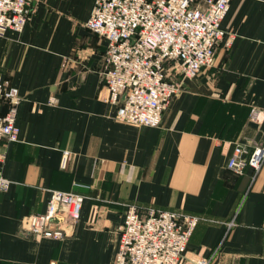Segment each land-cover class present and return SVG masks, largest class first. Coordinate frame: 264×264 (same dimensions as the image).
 <instances>
[{"label":"crops","instance_id":"1","mask_svg":"<svg viewBox=\"0 0 264 264\" xmlns=\"http://www.w3.org/2000/svg\"><path fill=\"white\" fill-rule=\"evenodd\" d=\"M34 4L22 32L0 33V74L21 97L19 139L3 146L0 164L12 180L0 194V264H112L131 204L142 215L197 216L188 257L264 264V162L256 173L227 168L234 144L251 147L264 130L249 119L252 106L264 109V0L230 1L212 64L182 80L156 127L116 117L104 75L107 39L86 26L95 0ZM8 107L0 99V114ZM52 189L84 196L63 239L24 226L46 211Z\"/></svg>","mask_w":264,"mask_h":264},{"label":"built area","instance_id":"2","mask_svg":"<svg viewBox=\"0 0 264 264\" xmlns=\"http://www.w3.org/2000/svg\"><path fill=\"white\" fill-rule=\"evenodd\" d=\"M230 1L95 0L86 26L107 39L104 75L109 101L118 106V120L149 127L160 124L170 99L182 89V80L212 64L216 45L225 36L221 22ZM35 9L34 0H0V33L8 29L22 32ZM171 68L178 70L181 79L169 75ZM2 98L9 107L0 114V164L6 159L3 146L19 139L17 109L21 100L18 89L0 74ZM57 101L51 96L48 103ZM249 119L264 123V109L252 106ZM69 153L65 152V161ZM263 162L264 130L261 140L251 147L234 144L227 168L242 174L249 166L256 173ZM11 184L0 167V194ZM83 203L81 194L52 189L46 211L27 216L25 230L63 239L73 233ZM198 221L197 216L176 210L150 209L142 215L135 205H128L112 264H208L204 256L186 255Z\"/></svg>","mask_w":264,"mask_h":264}]
</instances>
